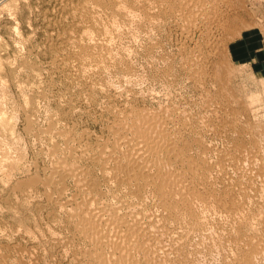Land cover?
Listing matches in <instances>:
<instances>
[{
	"label": "rangeland",
	"instance_id": "374dc122",
	"mask_svg": "<svg viewBox=\"0 0 264 264\" xmlns=\"http://www.w3.org/2000/svg\"><path fill=\"white\" fill-rule=\"evenodd\" d=\"M153 119L187 150L171 168L203 175L158 259L239 264L264 239V184L237 191L264 175V0H0V264H91L72 215L84 202L168 217L153 185L115 165Z\"/></svg>",
	"mask_w": 264,
	"mask_h": 264
},
{
	"label": "bare ground",
	"instance_id": "6f19581e",
	"mask_svg": "<svg viewBox=\"0 0 264 264\" xmlns=\"http://www.w3.org/2000/svg\"><path fill=\"white\" fill-rule=\"evenodd\" d=\"M203 3H205V2H203ZM202 7H203V5H202ZM205 9H204V11H205ZM123 11H125V10H123ZM128 11H129V8H128ZM211 12H212V10H211ZM211 12L209 11L208 13H211ZM126 13L128 14L127 11H126ZM126 13H124V16H125ZM213 16L214 15H212V17ZM89 59H90V56H89ZM138 116H140V114ZM132 122H134V121H132ZM140 122H142V119H141ZM55 123H54V125H55ZM52 125H53V123H52ZM134 125H135V123H134ZM118 126H121V124H119ZM168 128H169V126H168ZM58 133H62V132L58 131ZM131 133H132L131 134L132 136H131V138L129 140L124 139V140L121 141L123 144L124 143H126V145L129 144L130 148L126 147L127 150L129 149V151H127L126 149H122V147H121V149L123 150L122 151L123 153H125L124 150H126V153L127 152L128 153H127V155H125L126 156V160H125L124 163L123 162L117 163V161L115 162V165L117 164L116 165L117 171H118V173H120V175L122 173L127 175V177L125 179H128L130 182L135 181V185L136 186L140 185L141 187H144V186H148V185H153L154 186L153 188L155 189L156 194L159 195L162 198L161 202L164 205L163 207H165L164 210L167 213H169L168 214L169 216L168 217H164L165 215H163V216H160V217L159 216L158 217H154L152 214H149V213L145 212L143 208L139 207L140 206L139 204H141L140 202L139 203L138 202L133 203V202L130 201V202H124L123 204L120 202V204H122V205L119 206V207L117 205V208H113V210H112V208L110 209L108 207V209H110V211L108 209H106L107 205L104 207L103 205L101 206L98 202H93V201L92 202H90V201L84 202L83 205H79L78 209H75L76 211L72 215H73V217L77 218V223H78V226H79V233L81 234V236L85 240L89 241V243H91L94 246V250L89 252L90 254L88 253L90 255L89 259L92 262L91 264H167V263L169 264V262H161L158 259L159 257H157V255H159L161 252L163 253V255H162L163 257H164V254L167 257H169L167 255V254H169L168 253L169 251L168 252L165 251V250L163 251L162 247L160 246L161 243H159V242H161L160 241L161 238L158 241L157 237H158L159 234L162 235L163 232L170 233V236L173 235L172 233H177L179 235H183V232L179 233L180 232L179 229L181 227H183L181 225L182 224L181 221H179V219L181 217V214H182L181 211L184 210V209H187V210L189 209L190 210L191 206L197 200L200 201V197L197 198L196 196H194L195 193L193 194V192L191 190H192V187L194 186L193 182H200L201 180H203L202 179L203 175L201 173L196 172L197 170L195 172H192L190 175H188L185 172L186 170L183 171V170H181L180 168H177V167L176 168L175 167L171 168L170 161L171 160H176L177 158H182V156L187 153L186 152L187 150L185 149V147H181V146H179L178 144H176L174 142L175 138H172L171 133L168 132L164 128L162 121H160L159 119H153V120L145 121V122H143V124L139 125L138 127H131ZM120 134H123V133L121 132ZM120 134H119V136H120ZM59 135H61V134H59ZM116 136H117V134H116ZM68 137H69V135H68ZM120 137L119 138L122 139L125 136L123 135V137L122 136H120ZM64 139H67V138L64 137ZM127 139H128V136H127ZM106 142H108V141L106 140ZM114 143L117 144V140H116V142L114 141ZM92 145L93 144L91 143V146ZM117 145H119V144H117ZM117 145H115V146H117ZM83 148L86 151L87 148H85V147H83ZM83 148L81 149L82 151L84 150ZM103 148H102V151L105 149V148L104 149ZM106 149H108V147ZM114 149L115 148H113V150ZM79 151H80V149H79ZM102 151H101V153H104ZM94 152H96V151H94ZM110 152H111V150H110ZM75 153H77V152H75ZM111 153H113V152H111ZM111 153H110V157H111ZM123 153H121L120 157L124 156ZM82 154L83 153L81 152L80 155L82 156ZM88 154H89V152H88ZM242 154L243 153H241V155ZM91 155L94 156L93 154H91ZM71 156H72V154H71ZM250 156L253 157L254 155H250ZM97 157L95 156V158H97ZM116 157H117V159L119 158L118 156H116ZM108 158H109V156L107 157V159ZM65 159H66V157H65ZM120 160H122V159H120ZM253 160L254 159L251 158V161H250L251 163L250 164H252ZM63 161H64V159H63ZM204 161L205 160L201 161V163L204 162ZM243 161H245V160H243ZM181 162H183V161H181ZM188 163H189V161H188ZM254 163H256V162H254ZM65 164H66V162L62 163V165L60 164L62 166V168L65 169L64 171H66V170L68 172H70V170L73 171V167L67 168V166ZM67 164H68V162H67ZM72 164H75V163H72ZM106 164H107V162H106ZM114 166H113V168H115ZM208 166H211V165H208ZM58 167H59V169L61 168L60 166H58ZM77 167H78V165H77ZM192 167H193V165H192ZM197 167H199V165ZM75 168H76V166H75ZM103 169H104V167H103ZM251 169H253V168H251ZM78 171L79 172L82 171V170H80V167H79ZM115 171H116V168H115ZM253 171H254V169H253ZM76 172H77V170H76ZM76 172L74 174H76ZM71 175H73V172H71ZM83 178L84 177H82V179ZM258 178H260L262 184H264V175L262 176L261 173H260V175H258V173H256L255 171L252 172V170H251L249 172V174H248V177H246V184L247 185L245 187L239 188L237 191L241 192V193H247L248 189L256 184ZM114 179H116V178H114ZM241 179H243V178H241ZM122 180L123 179L121 178V181ZM114 181H116V180H114ZM119 181H120V179H119ZM123 181H125V180H123ZM79 182L77 184H79ZM80 186H83V185H80ZM82 188H84V186ZM137 199H139V198H137ZM82 200H81L80 203H83ZM96 200H97V198H96ZM76 202L77 201H75V203ZM201 202L206 208L209 206V203H208L209 201L208 202L205 201V200L203 201V199H202ZM179 205H182V207H181L182 209H180V207H178ZM242 205H243V203L239 204L236 201L233 202L232 205H230V206L227 205L229 207V209H227L228 213L229 212L233 213V212L242 211V209H243ZM75 206H77V205H75ZM75 206H72V207H75ZM131 206H133L132 209H130ZM192 210L193 209H191V211ZM71 211H74V209L71 210ZM70 212H69V214H71ZM163 213H164V211H163ZM191 214H193V213H191ZM261 215L263 217V214H261ZM182 216H183V214H182ZM193 217L195 219V216H193ZM195 221H196V219H195ZM261 221H262V218H261ZM75 228H76V226H75ZM263 231H264V219H263ZM166 235H168V234H166ZM263 235H264V233H263ZM179 237H181V236H179ZM176 238H178V236ZM255 241L253 242L251 240H248L247 244L250 245L251 251L252 250L253 251L252 252L248 251V252L243 253V256H241V258L239 259L240 260L239 264H253L252 263V258L254 256H256L257 254H262V255L264 254V239L263 238H260V239L258 238V240L256 239ZM165 248H168V247L165 246ZM168 249L170 250V248H168ZM77 250H80V249H77ZM86 251H88V250H86ZM156 257H157V260L159 261V263H157L158 261L157 262L155 261L156 259L154 260V258H156ZM167 257H165V258H167ZM162 261H164V260H162ZM168 261H170V259ZM4 263L6 264V262H4ZM1 264H3V263H1ZM170 264H172V263H170Z\"/></svg>",
	"mask_w": 264,
	"mask_h": 264
}]
</instances>
